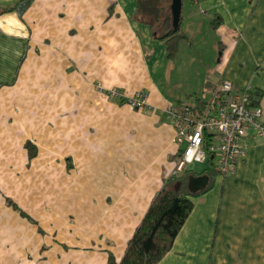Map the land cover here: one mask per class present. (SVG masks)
I'll return each instance as SVG.
<instances>
[{
    "label": "crops",
    "instance_id": "0c3cea01",
    "mask_svg": "<svg viewBox=\"0 0 264 264\" xmlns=\"http://www.w3.org/2000/svg\"><path fill=\"white\" fill-rule=\"evenodd\" d=\"M181 18L170 59L136 0L0 13V264L121 262L184 147L167 106L199 114L229 81L264 114V0H183ZM244 147L230 174L213 158L179 173L210 187L158 264H264V140Z\"/></svg>",
    "mask_w": 264,
    "mask_h": 264
},
{
    "label": "built area",
    "instance_id": "2783aa9c",
    "mask_svg": "<svg viewBox=\"0 0 264 264\" xmlns=\"http://www.w3.org/2000/svg\"><path fill=\"white\" fill-rule=\"evenodd\" d=\"M112 91V95H117ZM130 105L145 108L147 96L139 92L130 99ZM166 112L176 129V142L183 145L175 174L188 166L204 164L210 158L216 160L221 175L234 171L245 158L244 140L251 132L264 140V114L260 105L253 104L250 92L233 94V84L223 82L215 89L207 106L197 114L191 106L178 107L169 104ZM216 136V141L207 142V136Z\"/></svg>",
    "mask_w": 264,
    "mask_h": 264
},
{
    "label": "trees",
    "instance_id": "16d2710c",
    "mask_svg": "<svg viewBox=\"0 0 264 264\" xmlns=\"http://www.w3.org/2000/svg\"><path fill=\"white\" fill-rule=\"evenodd\" d=\"M33 1L18 0L2 12H16L22 16ZM171 3L172 0H136V18L152 29H160L156 38L165 42L168 58L174 59L179 42L187 36L181 29L182 18L178 22L174 20ZM251 99L253 104H257L256 99L252 96ZM190 177L194 175L184 172L165 180L141 225L128 242L123 259L117 262L114 256L110 255L109 264H158L165 257L193 210L191 197L210 187L207 185L202 191L192 193L188 186Z\"/></svg>",
    "mask_w": 264,
    "mask_h": 264
},
{
    "label": "water",
    "instance_id": "95a60500",
    "mask_svg": "<svg viewBox=\"0 0 264 264\" xmlns=\"http://www.w3.org/2000/svg\"><path fill=\"white\" fill-rule=\"evenodd\" d=\"M183 0H172L171 11L174 17V20L178 22L182 16ZM208 182V177H190L189 180V189L192 193H196L202 190Z\"/></svg>",
    "mask_w": 264,
    "mask_h": 264
},
{
    "label": "rangeland",
    "instance_id": "374dc122",
    "mask_svg": "<svg viewBox=\"0 0 264 264\" xmlns=\"http://www.w3.org/2000/svg\"><path fill=\"white\" fill-rule=\"evenodd\" d=\"M184 1L187 2V0H184ZM0 13L3 14L2 11H1ZM5 13H6V12H5ZM159 30H160V29H158V27H155V28L153 29V31H154L155 33H157Z\"/></svg>",
    "mask_w": 264,
    "mask_h": 264
}]
</instances>
